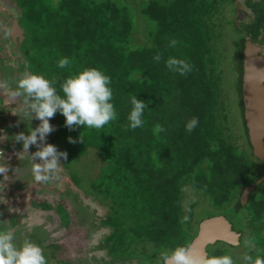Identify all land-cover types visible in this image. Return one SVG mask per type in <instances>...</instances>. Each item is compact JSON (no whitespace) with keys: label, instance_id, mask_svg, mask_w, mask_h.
<instances>
[{"label":"trees","instance_id":"1","mask_svg":"<svg viewBox=\"0 0 264 264\" xmlns=\"http://www.w3.org/2000/svg\"><path fill=\"white\" fill-rule=\"evenodd\" d=\"M15 1L27 40L28 32L35 39L33 51L23 47V59L33 52L38 60L27 71L54 81L58 92L66 77L84 68H97L110 77L116 118L100 129L73 126L70 130L64 121L54 122L57 128L49 141L59 152L58 137H62L64 152L74 160L81 159L89 147L98 151L103 164L89 187L77 172L71 181L106 207L100 218L102 225L111 228L100 241L110 257L105 264H160V252L189 246L199 223L220 214L241 233V243L233 247L218 242L208 246V255L228 253L234 264H241L233 249L245 246L246 240H254L253 254L264 249V182L241 204L244 189L261 176L262 164L252 153L244 117L241 136L246 142L242 146L234 142L229 95L222 90L223 73L215 59L216 18L224 15L226 0H139L136 5L130 0ZM228 1L237 13L241 3ZM246 4L251 9L247 19L228 20L237 33L239 79L244 73L245 42L264 46V0H246ZM141 16L148 21L142 45L134 38ZM25 17L33 27L23 25ZM173 39L176 47L169 45ZM157 54L158 63L153 59ZM62 57L70 61L64 69L57 67ZM169 57L185 60L191 70L184 75L170 71L165 66ZM0 83H4L1 73ZM132 96L147 105L143 125L136 129L129 128L127 120ZM239 97L237 91L243 113L242 83ZM13 99L0 88V133L16 120L12 109L18 103ZM193 117L198 124L188 133L185 125ZM156 124L164 129L159 134L152 131ZM69 137L75 142L69 143ZM4 145L0 162L6 163ZM33 148L32 153L38 150L36 145ZM8 176L7 180L0 177V210L13 192ZM185 187L207 198L208 208L201 217L198 202L185 209ZM42 207L51 205L45 202ZM58 209L66 211L62 204ZM184 216L189 217L187 223H181ZM70 220L71 216L67 224ZM53 246V258L72 264L59 259V244Z\"/></svg>","mask_w":264,"mask_h":264},{"label":"rangeland","instance_id":"2","mask_svg":"<svg viewBox=\"0 0 264 264\" xmlns=\"http://www.w3.org/2000/svg\"><path fill=\"white\" fill-rule=\"evenodd\" d=\"M130 1L135 5L139 3V0ZM225 2L222 8L224 15L219 14L216 18L219 24L222 23V27H219L218 24L215 32L217 37L215 59L223 73L222 90L226 95H229L226 100L229 106L228 113L231 128L233 129L232 133L236 137L234 142L242 146L246 140L241 136V134H245V130L237 91L239 97L243 78L239 79L236 69L239 65L238 59H236L237 48L234 46V39L237 37V33L234 31L232 24L228 22L235 17L242 20L247 19L251 15V9L246 4V0H236L235 5H237V2L241 3V8L236 13L234 4L228 0ZM7 4L13 6V10L9 11L12 15L11 20L16 15V5L14 2H7ZM1 5H3V1H1ZM1 5L0 7H2ZM8 5L4 4L3 7L9 10L11 7H8ZM2 16L3 14L0 12V18ZM6 17L9 18L10 15H6ZM2 20L5 21V19ZM28 20L25 17L22 21L23 25L26 28H29V26L33 27L32 22ZM1 24L0 19V73L4 78V83L7 85V88L2 89L9 94L10 98H13L10 92L15 89L16 81L24 71H27L26 68L31 69L38 60L35 59L32 52L29 55L33 56L21 59L15 65L8 64V61L5 60L9 57L6 51L7 39L4 36V29ZM147 28L148 21L142 16L141 18L138 17L135 26V32L137 33L134 34L136 43L141 44L147 40ZM41 32V30L36 29V33L41 34ZM28 37L29 40L23 44V47L30 52L33 51L32 46L35 39L33 41L29 32ZM13 100L18 103L13 113V115L17 116L16 120L12 123L10 122L6 127H2L0 133V146L5 144L4 147L7 152L5 158L9 164L8 175L11 174V188L13 190L10 199L7 201L3 200L5 204L0 210V229L11 230L14 233V243L17 246L25 239L39 245L46 257L47 264H67L53 258L52 250H54L53 245L55 244L61 246L57 248L59 259H63L66 262L72 264H105L110 257L101 247L100 241L106 233H109L111 228L102 225L100 218L104 215L106 207L98 200L92 198V193H90V196L86 195L82 188L75 187L71 181V176L74 175V172H77L84 179L82 181L85 187H89V183L93 177L99 174L100 167L103 164L97 149L93 147L87 148L85 154L78 160L72 159L70 155L66 156V159L58 157L60 161L57 169L58 178L48 184L34 182L30 172L31 157L29 154L22 152V143L16 142L14 136L20 132L28 135L31 129L38 126L39 121L35 118L30 119L23 114L21 111L23 97H16ZM32 115L34 116V114ZM54 116L56 117L51 118L54 121L49 120V123L56 130L57 126L54 122L64 121L65 118L59 112L54 114ZM22 122H25L26 125L23 126ZM17 123L18 125H16ZM58 139H61V141H57V147L58 149L60 148L59 152H64L62 137H58ZM49 141L50 139L46 137L44 142ZM53 144L54 146L56 145L55 143ZM33 150H36V148L30 146L28 152L32 153ZM65 163H67V166H65ZM0 185L2 187L3 183L0 182ZM91 190L92 188L90 187V192ZM184 194L185 209L191 203L198 202L197 207L200 206L197 215L201 217L204 214V209L208 208L206 207L208 204L207 198L190 187H185ZM45 202L50 204L51 207L43 208L42 206ZM58 204L64 206V209L69 214L68 217L66 211L58 209ZM70 216V223L67 224ZM245 252L246 246L233 249L234 256L239 259Z\"/></svg>","mask_w":264,"mask_h":264},{"label":"clouds","instance_id":"3","mask_svg":"<svg viewBox=\"0 0 264 264\" xmlns=\"http://www.w3.org/2000/svg\"><path fill=\"white\" fill-rule=\"evenodd\" d=\"M175 39L169 41L171 47H176ZM154 61L159 62L160 54L154 56ZM69 59L62 57L57 67L64 69L69 65ZM165 66L170 71L184 75L191 70V66L183 59L169 57ZM110 77L97 68H84L82 71L66 77L60 84L59 92L55 82L46 79L43 74L32 71H24L16 81V87L10 92L13 98L23 97L21 111L28 118L39 121L36 128L31 129L28 135L20 132L14 136L16 142L22 143L24 153L31 157L30 172L36 183L48 184L57 179L59 158L66 159L65 152H58L52 144L44 143L47 135L52 132L53 126L49 120L59 112L65 118L64 124L70 130L73 126H82L100 129L116 118V111L112 100ZM0 88H7L5 83H0ZM62 93V95L60 94ZM131 109L128 113V127L136 129L142 127L144 110L147 108L145 101L132 96ZM15 108L12 110L14 113ZM34 114V116L32 115ZM198 119L193 117L185 125V131H191L197 126ZM164 129L156 124L152 131L159 134ZM69 143H74L71 137ZM39 142V143H38ZM36 145L38 150L29 153L30 146ZM40 161V162H35ZM8 162H0V177L9 179ZM1 187V185H0ZM188 216L181 219V223H187ZM14 233L11 230L0 229V264H47L42 248L25 239L19 246L14 243ZM249 251L241 257V264H264V249H256L252 253L254 240L245 241ZM160 264H234L232 256L201 255L190 246L178 245L171 251L160 252Z\"/></svg>","mask_w":264,"mask_h":264},{"label":"water","instance_id":"4","mask_svg":"<svg viewBox=\"0 0 264 264\" xmlns=\"http://www.w3.org/2000/svg\"><path fill=\"white\" fill-rule=\"evenodd\" d=\"M8 7H11L9 10H13V6L8 5ZM15 14V17L8 22L7 28L10 39L16 40L20 37L21 42L23 38V30L19 24L21 12L16 6ZM12 50L11 46L10 51ZM262 50L261 45L251 40L245 42L243 49L244 119L252 153L261 162L263 172L255 183L244 189L241 196L242 205H245L256 186L264 182V55L260 54ZM15 53L16 51L13 52ZM218 242H224L233 247L241 243V233L233 228L230 220L223 214L203 219L198 225L197 235L189 246L196 253L208 256V246Z\"/></svg>","mask_w":264,"mask_h":264},{"label":"flooded vegetation","instance_id":"5","mask_svg":"<svg viewBox=\"0 0 264 264\" xmlns=\"http://www.w3.org/2000/svg\"><path fill=\"white\" fill-rule=\"evenodd\" d=\"M1 1H3V5L6 4L7 2H10V3L11 2H14L16 4V1L15 0H8V1H6V0H0V5H1ZM3 5H1L2 7H0V12H2V14H3L2 18H0V19H1V23H2L1 26L4 29V36L7 39V42H6V51L8 52V56H9L5 60L8 61V64L15 65L18 61H21V59H23V44L25 42H27L28 40H27V35L24 33V29L22 28V25L20 23V20H19V24H20V26H21V28L23 30V38H22V41L20 42V40H21L20 37H17L16 40L15 39L14 40H11L10 39L9 32H8V28H7V24H8V22H9V20H10V18H11L12 15L9 13L10 10H6V7H3ZM18 9H19V7H18ZM8 14L10 15L9 18L6 17V15H8ZM4 15H5V17H4ZM2 19H5V21H3ZM11 46L13 48L12 51H10ZM261 46H262L263 50H262V52L260 54L264 55V46L263 45H261ZM15 51H16V53H15L16 55L13 54V52H15ZM10 52L12 53L11 55H10ZM14 55H15L16 59H15ZM18 59H20V60H18ZM242 78H243V75H242ZM243 106H244V103H243ZM243 113H244V108H243ZM50 134L51 133H49L48 136H47L48 139H50ZM247 135H248V133H247ZM44 143L50 144L49 142H44ZM33 146L35 147V145H33ZM57 176H58V172H57Z\"/></svg>","mask_w":264,"mask_h":264},{"label":"built area","instance_id":"6","mask_svg":"<svg viewBox=\"0 0 264 264\" xmlns=\"http://www.w3.org/2000/svg\"><path fill=\"white\" fill-rule=\"evenodd\" d=\"M1 101H0V110H1ZM2 154H3V151H0V157L2 156Z\"/></svg>","mask_w":264,"mask_h":264}]
</instances>
